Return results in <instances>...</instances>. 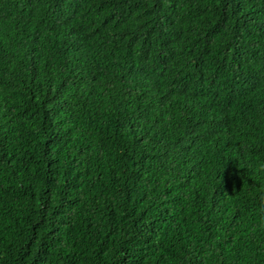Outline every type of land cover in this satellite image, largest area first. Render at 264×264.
I'll return each instance as SVG.
<instances>
[{
    "label": "trees",
    "instance_id": "1",
    "mask_svg": "<svg viewBox=\"0 0 264 264\" xmlns=\"http://www.w3.org/2000/svg\"><path fill=\"white\" fill-rule=\"evenodd\" d=\"M0 264H264V0H0Z\"/></svg>",
    "mask_w": 264,
    "mask_h": 264
}]
</instances>
